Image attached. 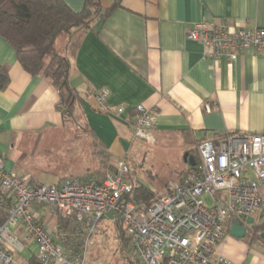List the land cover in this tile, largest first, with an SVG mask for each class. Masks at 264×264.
<instances>
[{"label":"crops","instance_id":"obj_1","mask_svg":"<svg viewBox=\"0 0 264 264\" xmlns=\"http://www.w3.org/2000/svg\"><path fill=\"white\" fill-rule=\"evenodd\" d=\"M63 1L74 11H80L86 2ZM113 3L102 0L104 8ZM198 22L264 29V0H120L105 20L75 32L70 40L62 37L57 42L58 51L72 57L71 84L84 96V119L89 129L110 161L127 160L135 179L142 182L145 176L152 180L156 177L154 167L141 162L161 143L177 142L180 152L188 153L183 172L191 150L197 149L202 140L238 133L264 134V54L247 49L234 59L225 55L216 60L206 58L208 50L187 37ZM0 63L10 66V83L0 90V156L7 170L19 176L29 173L34 182L44 183L40 181L41 172H32L23 165L28 161V148L36 143L49 149L57 141L61 143L58 147L64 140L69 141L64 133L70 128L57 108L59 92L49 79L24 70L1 35ZM102 88L109 91V111L100 107L96 97ZM139 104L156 112L152 130L155 141L150 145L135 136L133 118ZM113 167L107 177L116 172L115 164ZM86 168L75 174L58 168L46 171L58 174L50 184L67 177L99 179L97 169ZM260 193L264 199V182ZM7 199L0 196V204L8 203ZM35 210L46 228L50 226L55 240L62 243L61 234L68 227L58 224L50 208ZM252 218L254 224L262 223L264 210ZM231 226L218 251L233 264H264V241L234 237ZM14 232L24 244L16 264H31L36 259L37 243L25 239L22 227Z\"/></svg>","mask_w":264,"mask_h":264},{"label":"built area","instance_id":"obj_2","mask_svg":"<svg viewBox=\"0 0 264 264\" xmlns=\"http://www.w3.org/2000/svg\"><path fill=\"white\" fill-rule=\"evenodd\" d=\"M187 37L201 43L208 50L206 58L214 60L224 55L234 59L247 49L264 54L262 28L198 22ZM108 95L106 88L96 95L106 111ZM133 125L136 137L154 143V110L139 104ZM115 171L104 180L67 177L58 184L36 183L29 173L19 176L7 170L0 156V196L10 199L7 219L0 223V263L16 264L24 244L14 230L22 227L25 239L38 245V264H85L89 236L113 211L109 219L122 231L125 248L137 264H233L218 251L228 232L226 223L238 219L246 224L264 210V134L200 141L181 178L143 209L127 199L134 187L127 160H118ZM43 206L73 220L61 234L62 243L39 219L35 207Z\"/></svg>","mask_w":264,"mask_h":264},{"label":"trees","instance_id":"obj_3","mask_svg":"<svg viewBox=\"0 0 264 264\" xmlns=\"http://www.w3.org/2000/svg\"><path fill=\"white\" fill-rule=\"evenodd\" d=\"M119 5L120 0H114L111 7L104 8L102 0H86L80 11H74L63 0H0V35L13 48L24 70L32 76H43L49 79L56 87L59 92L57 108L65 115V122L73 119L75 111L78 110L92 135L89 124L84 119V96L71 84L72 57L58 51L56 45L62 37L70 40L75 32L91 29L95 22L105 20ZM9 71L8 64L0 63V90H5L10 83ZM95 139L101 146V142ZM130 167L133 169L132 164ZM102 171V169L97 171L98 180L107 178V174L105 175ZM184 171L179 174V178ZM132 180L134 187L127 195V199L138 208H146L160 197L161 194L144 182L133 177ZM7 201L10 202L9 199ZM3 204L0 208V223H3L8 216L6 202ZM58 219L59 225L68 227L73 224L72 219L62 217ZM232 222L233 220L226 223L227 229ZM75 230L76 228H73V231ZM119 232L125 245V237L122 231ZM259 232H264V221L248 225L247 237L251 241H263ZM123 253L127 264H137L128 251V254L124 250ZM31 264H38L37 260L32 259Z\"/></svg>","mask_w":264,"mask_h":264},{"label":"rangeland","instance_id":"obj_4","mask_svg":"<svg viewBox=\"0 0 264 264\" xmlns=\"http://www.w3.org/2000/svg\"><path fill=\"white\" fill-rule=\"evenodd\" d=\"M65 126L70 128L67 131L68 133H64V137L69 139V141L63 139L62 147H58L61 143L57 141L49 149H44V144L38 145L39 143H36L34 148H28L29 157L27 164L23 165L24 168L29 167L30 169L27 170L37 173L41 172L40 181L46 184L56 181L55 176L58 174L55 175L47 172L54 170V168H58V170L67 169L65 173L75 174L79 169L86 170L88 169L86 167H89L93 170L94 168L97 169L96 171L102 169L105 175L109 169L114 168L115 163L110 161L108 154L98 145L97 140L85 126L78 110L75 111L73 119L65 122ZM56 147H58L57 150H55ZM63 147L66 149H63ZM193 149L191 150L189 161H192L195 157L197 149L195 147ZM152 150H150L146 158H143L141 163H144L146 167H149V164L153 166L156 170V177L152 180L149 176L144 177L142 175L140 178L141 180L145 178L143 181L145 184L158 191L161 195H164L167 192L165 184L168 183L172 186L177 182L178 174L186 165L185 156L187 152L184 150L180 152L177 142L173 141L165 144L161 143L155 153H153L154 149ZM58 155H62L63 157L60 159ZM55 156L58 159H55ZM41 157L43 158L40 159ZM44 160H47V164ZM54 161L55 163L52 165L49 164ZM72 166H75V169L71 168ZM129 176L136 178L133 169H131ZM45 207L50 208L49 206ZM51 226L53 227V225ZM123 250L128 254L121 240L118 225L107 219V217H104L97 224L95 231L89 236L86 245L85 264H123Z\"/></svg>","mask_w":264,"mask_h":264},{"label":"water","instance_id":"obj_5","mask_svg":"<svg viewBox=\"0 0 264 264\" xmlns=\"http://www.w3.org/2000/svg\"><path fill=\"white\" fill-rule=\"evenodd\" d=\"M187 159H188V153L185 156V160H187ZM190 162L192 163L193 160ZM113 214H114V212L112 211V212H109L107 216L109 218H112ZM253 222H254V219L252 217L247 219L246 224L242 223L238 219H234L232 222L231 229H230V234L234 237H237V238H245L248 235V228L247 227L250 224H254ZM259 235L262 238V240L264 241V232H259Z\"/></svg>","mask_w":264,"mask_h":264}]
</instances>
